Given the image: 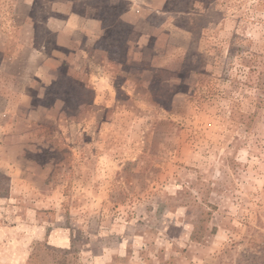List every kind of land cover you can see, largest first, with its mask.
<instances>
[{
  "label": "rangeland",
  "instance_id": "374dc122",
  "mask_svg": "<svg viewBox=\"0 0 264 264\" xmlns=\"http://www.w3.org/2000/svg\"><path fill=\"white\" fill-rule=\"evenodd\" d=\"M0 264H264V0H0Z\"/></svg>",
  "mask_w": 264,
  "mask_h": 264
}]
</instances>
